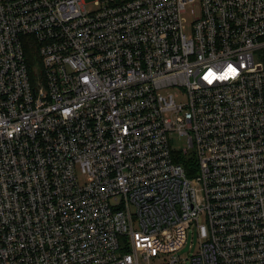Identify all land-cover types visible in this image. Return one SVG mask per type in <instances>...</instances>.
<instances>
[{
  "label": "built area",
  "instance_id": "2783aa9c",
  "mask_svg": "<svg viewBox=\"0 0 264 264\" xmlns=\"http://www.w3.org/2000/svg\"><path fill=\"white\" fill-rule=\"evenodd\" d=\"M193 228L191 264H264V0H0V264Z\"/></svg>",
  "mask_w": 264,
  "mask_h": 264
},
{
  "label": "rangeland",
  "instance_id": "374dc122",
  "mask_svg": "<svg viewBox=\"0 0 264 264\" xmlns=\"http://www.w3.org/2000/svg\"><path fill=\"white\" fill-rule=\"evenodd\" d=\"M173 147L180 149L187 146V142L184 136H179L178 134L172 135ZM198 248V237L195 229H190L187 233V238L183 246L177 250L174 255H176L180 260L175 264H191L189 256L197 251ZM164 262L163 257L155 260V264H160Z\"/></svg>",
  "mask_w": 264,
  "mask_h": 264
},
{
  "label": "snow or ice",
  "instance_id": "6c2138e0",
  "mask_svg": "<svg viewBox=\"0 0 264 264\" xmlns=\"http://www.w3.org/2000/svg\"><path fill=\"white\" fill-rule=\"evenodd\" d=\"M229 71H232V72H234V71H235V69H231V68H230V69H229Z\"/></svg>",
  "mask_w": 264,
  "mask_h": 264
},
{
  "label": "trees",
  "instance_id": "16d2710c",
  "mask_svg": "<svg viewBox=\"0 0 264 264\" xmlns=\"http://www.w3.org/2000/svg\"><path fill=\"white\" fill-rule=\"evenodd\" d=\"M30 57H31V54H30Z\"/></svg>",
  "mask_w": 264,
  "mask_h": 264
}]
</instances>
